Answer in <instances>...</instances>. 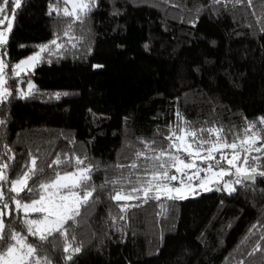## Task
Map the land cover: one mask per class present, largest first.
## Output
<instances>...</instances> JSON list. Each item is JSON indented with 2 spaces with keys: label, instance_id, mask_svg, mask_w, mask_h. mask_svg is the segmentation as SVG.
Instances as JSON below:
<instances>
[{
  "label": "trees",
  "instance_id": "trees-1",
  "mask_svg": "<svg viewBox=\"0 0 264 264\" xmlns=\"http://www.w3.org/2000/svg\"><path fill=\"white\" fill-rule=\"evenodd\" d=\"M50 3L55 0H20L18 8L10 2L0 15L6 23L12 18L1 52L9 77L11 65L33 55L53 33L66 49L45 53L27 75L8 80L12 95L0 103V142L12 147L15 171L29 151L39 152L41 163L74 151L99 165L92 173L99 187L119 174L113 165L131 163L132 153L143 148L138 138L166 145L157 133L175 126L177 111L196 127L225 130H242L245 120L264 116V0H97L84 23L74 26L82 39L71 43L63 35L71 18L50 16ZM29 80L35 88L22 97L16 90L28 93ZM55 93L68 95L57 99ZM248 155L249 167L264 170V149ZM234 187L231 194L149 200L124 213L117 203L140 201H111V186L98 190L75 226L81 251L69 253L68 261L62 244L48 254L54 264H264V177ZM173 214L175 229L164 233L161 224ZM257 243L260 250L253 253Z\"/></svg>",
  "mask_w": 264,
  "mask_h": 264
},
{
  "label": "snow or ice",
  "instance_id": "snow-or-ice-1",
  "mask_svg": "<svg viewBox=\"0 0 264 264\" xmlns=\"http://www.w3.org/2000/svg\"><path fill=\"white\" fill-rule=\"evenodd\" d=\"M10 2H14L17 8L20 7V0H4V5L0 6V15H3ZM221 2L222 0H213L215 4ZM229 2L240 4L244 0ZM248 2L251 3L252 0ZM96 5L97 0H55V3L49 4L48 14L51 16L55 13L57 18H71L63 31V35L71 43L82 39L73 34L74 26L77 23L82 25ZM3 24L4 20L0 19V25ZM11 28L12 24L9 22L7 28L0 30V47L7 44V33ZM72 47L76 48L77 44L72 43ZM36 48L38 51L33 55L11 65V77L6 72L9 65L0 59V103L12 95L7 86L10 78L20 77L21 73L27 75L28 71L45 59V53L52 56L66 50L59 33H53V39ZM27 84L28 93L16 90L22 97L29 95L35 88L30 80ZM53 95L59 99L61 95L68 93ZM176 119L175 126L170 125L166 133H157L163 141H168L166 145L158 144L155 137L151 140L138 138V143L143 148H137L132 153L131 163L118 162L113 165L119 174L105 180L99 187L92 182V173L99 165L86 163V155L81 157L74 151L55 153V159L48 162L45 158V162L41 163L39 152L29 151L28 159L15 171L16 156L12 147L0 142V264H54L48 253L61 244L66 254L64 260H71L72 255L69 253L81 251V247L75 245V226L81 223L88 209L96 203L94 193L110 186L109 200L140 201L135 205L117 203L120 212L124 213L130 207L147 204L149 200L159 202L161 197H166L167 200L174 201L198 195L197 189L212 191L213 188L209 185L213 183L222 184V188L217 187L215 190L231 194L236 191L235 184L254 182L256 176L264 177V170L248 166V154L253 150L261 152L264 149V127H258L264 125V116L254 121L245 120L242 130H225L222 126L196 127L179 111ZM4 124L5 121L0 119V125ZM224 149H231V154ZM224 161L229 168L223 166ZM201 164L205 166L202 167ZM123 169L128 170L127 174L121 171ZM13 171L15 175L11 174ZM225 176H234L235 180H224ZM196 181L198 183H194ZM125 185L130 187L126 188ZM10 205L14 207L10 209ZM13 213L17 214L16 218L6 222L5 217ZM109 218L113 221V226H116L117 217L110 214ZM118 219L124 220L126 217L120 215ZM254 229H257L256 224L251 226L241 244L248 241ZM260 240H264V233ZM258 250L259 243L253 253ZM240 264H244V261H240Z\"/></svg>",
  "mask_w": 264,
  "mask_h": 264
},
{
  "label": "rangeland",
  "instance_id": "rangeland-1",
  "mask_svg": "<svg viewBox=\"0 0 264 264\" xmlns=\"http://www.w3.org/2000/svg\"><path fill=\"white\" fill-rule=\"evenodd\" d=\"M3 1H4V0H3ZM69 7H71V5H69ZM7 22H8V23L10 22V23L12 24V18L7 19ZM8 23H6V22L4 21V24H3V25H0V30H2V29H4V28H7ZM9 34H10V31L7 33V36H9ZM2 48H3V47H0V53L2 52ZM0 59H3V58H2V55H0ZM32 69H33V68H32ZM32 69H31V70H32ZM31 70H30V71H31ZM28 72H29V71H28ZM21 74H24V73H21ZM228 166H229V165H228ZM228 168H229V167H228ZM201 175H203V173H201ZM224 180H232V179H231V177H229V176H225V177H224ZM173 183H176V182H173ZM194 183H198V181H196V182H194ZM213 185H216V184L213 183L212 185H209V186L212 187ZM217 186H220V187L222 188V184L217 185ZM223 191H224V190H223ZM197 192L199 193L198 195L189 196L187 199L195 198V197L199 196L200 194H206V193H208L209 191H203V190L197 189ZM224 192L229 193V192H227V191H224ZM161 199H163V200H167L166 197H161ZM183 200H185V199H180V200H178V201H183ZM0 210H2V209H0ZM174 224H175V216H174V214H173V216L170 217V219L167 221V223L162 222V224H161L164 233H172V232L174 231V229H175Z\"/></svg>",
  "mask_w": 264,
  "mask_h": 264
},
{
  "label": "water",
  "instance_id": "water-1",
  "mask_svg": "<svg viewBox=\"0 0 264 264\" xmlns=\"http://www.w3.org/2000/svg\"><path fill=\"white\" fill-rule=\"evenodd\" d=\"M245 183L252 184L253 182H245ZM216 188L217 187H214L212 191H209L207 193V195H215V194L219 195L220 194V191L215 190Z\"/></svg>",
  "mask_w": 264,
  "mask_h": 264
}]
</instances>
